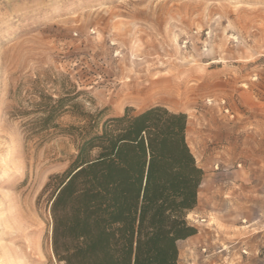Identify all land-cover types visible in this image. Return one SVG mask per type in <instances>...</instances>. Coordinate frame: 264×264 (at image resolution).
<instances>
[{
  "label": "rangeland",
  "instance_id": "rangeland-1",
  "mask_svg": "<svg viewBox=\"0 0 264 264\" xmlns=\"http://www.w3.org/2000/svg\"><path fill=\"white\" fill-rule=\"evenodd\" d=\"M131 77L145 97L118 109L101 99ZM38 92L76 94L89 114L184 113L206 215H187L200 235L178 244V264H235L230 247L264 264V228L227 227L264 212V0H0V264H19L20 247L27 264H55L44 186L75 149L70 137L25 140ZM58 124L78 125L70 112Z\"/></svg>",
  "mask_w": 264,
  "mask_h": 264
},
{
  "label": "trees",
  "instance_id": "trees-1",
  "mask_svg": "<svg viewBox=\"0 0 264 264\" xmlns=\"http://www.w3.org/2000/svg\"><path fill=\"white\" fill-rule=\"evenodd\" d=\"M76 98L38 92L23 115L34 116L25 140H74L67 167L44 186L55 264H178L177 243L197 234L186 217L204 175L186 142V115L163 106L89 114ZM69 112L78 125L61 127Z\"/></svg>",
  "mask_w": 264,
  "mask_h": 264
},
{
  "label": "bare ground",
  "instance_id": "bare-ground-1",
  "mask_svg": "<svg viewBox=\"0 0 264 264\" xmlns=\"http://www.w3.org/2000/svg\"><path fill=\"white\" fill-rule=\"evenodd\" d=\"M133 75L135 76L134 73H133ZM135 78L131 77L130 79H125L123 82H119L118 84H119L120 88L116 92L115 91H110L108 94H106L104 96H103V94H101V99L104 102L106 101L109 104H112L114 107H116L118 109V108H120L121 105L123 106V104L126 103V102H132V101H135V100H138V99H141V98L145 97V95L148 94L149 90H151L150 87L149 86L148 87H140L139 86L140 82H137L138 80H136ZM180 78L182 79V77H180ZM186 85H187L186 81L184 80L181 83L173 84V91H172V89H170L168 91H172V93H174L177 90H180L181 88L186 89ZM158 90H160V89H158ZM165 91H166V89H165ZM154 93H156V92H154ZM177 95H178V92H177ZM13 253L15 254V256H16L15 258L19 262V264H27L26 263V259H25L26 258V254L24 252V248L20 247L19 249L14 250Z\"/></svg>",
  "mask_w": 264,
  "mask_h": 264
},
{
  "label": "crops",
  "instance_id": "crops-1",
  "mask_svg": "<svg viewBox=\"0 0 264 264\" xmlns=\"http://www.w3.org/2000/svg\"><path fill=\"white\" fill-rule=\"evenodd\" d=\"M204 181H205V179H204V175H203V180H202V183H201L200 188H202V187L205 185ZM199 195H200V191H198L197 205H196V207L194 208V210L191 211L190 213H193L195 217H200V219H202L203 217H205L206 213H205L204 208L200 206ZM203 196L206 197V194H203ZM238 218H241V219H242V220H241V223L244 221L245 226H237V225L235 224V222H234V223L230 222V223L227 225V227H228L229 230H230V231H229L230 234H231V233L235 234L234 231H231L232 228H245V229H249L250 231H251V230H254V229L257 228V227H262V228H264V212H262L261 214H259V216L255 217V218H254L253 216H250V215H245V216H241V215H240V216H237V215H234V216H230V219H231V220H233V219H234V220H237ZM214 230L216 231V229H214ZM198 235H200V232H198L197 235H195V236H193V237H190V238H188V239H186V240H184V241H188V240L194 239V238L197 237ZM184 241H179V242L177 243V246H178L179 243L184 242ZM262 244H263V245H260V246L264 248V243H262ZM243 249H248L249 254H251V256H253V254L255 253L254 251H255L257 248H255V244H253L252 242H247V245H246ZM227 257H228V259H229L230 261H232V262L234 261L235 264H240L241 262L239 263V260H240V261H244L242 264H245L246 261L248 260L247 257L242 256L238 251H236V250H231V247H230V250H229V252H228V256H227Z\"/></svg>",
  "mask_w": 264,
  "mask_h": 264
},
{
  "label": "built area",
  "instance_id": "built-area-1",
  "mask_svg": "<svg viewBox=\"0 0 264 264\" xmlns=\"http://www.w3.org/2000/svg\"><path fill=\"white\" fill-rule=\"evenodd\" d=\"M188 222H189L191 225H193V224H196V223H197V219H196V220H195V219H190ZM200 222L202 223V222H204V220L200 219ZM202 252L204 253V252H205V249H202ZM243 254H246V253L243 252Z\"/></svg>",
  "mask_w": 264,
  "mask_h": 264
}]
</instances>
